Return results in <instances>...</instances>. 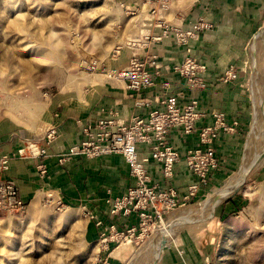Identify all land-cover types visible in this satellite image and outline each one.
Here are the masks:
<instances>
[{
	"label": "rangeland",
	"instance_id": "rangeland-1",
	"mask_svg": "<svg viewBox=\"0 0 264 264\" xmlns=\"http://www.w3.org/2000/svg\"><path fill=\"white\" fill-rule=\"evenodd\" d=\"M123 16L115 0H0V264L110 263L102 261L107 249L101 239L86 240V219L78 209L64 201L62 208L60 197L52 192L43 201L23 200L22 185L9 171L12 162L23 160L24 146L56 128L48 119L60 95L83 91L89 75L113 74L104 67L90 70L87 64L113 57L109 54L128 28L120 20ZM263 32L264 22L254 28L235 65L247 105L241 131L238 121L235 133L240 140L233 163L201 198L120 241L109 252L122 246L113 254L118 258L113 259L115 264H264ZM23 132L33 137L24 145ZM255 132L262 133L256 143L251 142ZM16 142V150L4 152ZM254 161L263 163L215 207L212 218L199 222L207 218L203 203L212 191ZM7 186L15 187L23 209L10 206Z\"/></svg>",
	"mask_w": 264,
	"mask_h": 264
},
{
	"label": "crops",
	"instance_id": "crops-1",
	"mask_svg": "<svg viewBox=\"0 0 264 264\" xmlns=\"http://www.w3.org/2000/svg\"><path fill=\"white\" fill-rule=\"evenodd\" d=\"M115 1L126 15L120 20L123 24L126 23L128 28L122 35L123 42L120 40L121 42L113 48V54L112 52L109 54L113 57L102 61L103 67L108 72L121 71L128 66L133 57H142L146 52L155 54L159 57L158 62L161 64L163 75L155 88L143 92V97L153 99L161 95L162 89L159 84L168 81L171 84V94L179 90L185 93L186 90L188 98L198 99L200 110L207 114V117L199 122V126L211 125L212 112L216 111L224 113L229 121H239L241 131L247 105L244 88L239 80L222 84L217 82V79L230 65L238 63L254 28L264 22V0H171L168 10H160L156 14L152 13L154 0ZM130 14L135 15L127 19ZM200 18L214 24L215 29L203 32L199 40L191 42L189 46L177 44L173 36L149 48L143 45L147 37L160 35L162 30L155 28L160 21L180 26L185 30ZM187 53L207 66L206 79L209 87L206 90L188 91L184 80L172 72L174 66L183 62ZM89 76L90 81L83 86V91L70 92L57 98V108L49 116L48 124L58 128L59 136L47 147V155L40 159L12 162L9 175L22 185L25 201L29 199L43 201L47 193L52 192L69 206L78 209L86 219L85 238L89 242H94L100 240L101 233L106 227L115 225L122 231L137 227L139 223L136 215L129 218H112L107 204L109 197L121 196L134 185L129 165L121 155L95 159L76 156L63 164L59 160L71 147L81 142L83 127L95 122L100 117L102 109L117 110L120 119L128 123L136 115L147 116L155 105L151 108H136L134 98L125 90L122 82L110 75L109 77L102 75L103 78L101 75ZM26 138L33 137L23 132V145ZM170 139L181 154L172 181L166 182L163 179L161 166L158 164H151L149 169L154 182L162 187L172 185L183 197L188 186L195 182L194 176L187 168L185 153L188 147L196 145L197 134L189 137L185 144V138H182L180 132L173 130ZM32 140L45 146L44 132ZM239 140L238 134H221L216 144L220 169L215 173L211 184L219 181L224 168L233 163L232 154ZM16 146L17 142L15 147L11 145L8 150L5 148L4 152L10 153L16 150ZM41 164L47 168L46 176H42L37 168ZM206 190H202L198 198H201ZM116 245V242L108 244L109 249L104 252L102 261L108 260L109 264H115L113 259H118L113 256L115 252L111 254L109 252ZM119 247L122 248L120 245L117 249Z\"/></svg>",
	"mask_w": 264,
	"mask_h": 264
},
{
	"label": "built area",
	"instance_id": "built-area-1",
	"mask_svg": "<svg viewBox=\"0 0 264 264\" xmlns=\"http://www.w3.org/2000/svg\"><path fill=\"white\" fill-rule=\"evenodd\" d=\"M171 0H154L153 14L160 10H168ZM214 24L200 18L195 24L185 30L165 22H158L155 28L162 30L160 35L150 36L145 39L143 45L150 47L163 39L173 36L176 43L189 46L191 42L199 40L201 34L210 31ZM120 49L118 48L117 51ZM182 63L173 67L172 72L177 74L185 82L188 91H201L209 87L206 79L207 66L199 63L189 53ZM158 56L146 52L142 57H133L128 66L121 71H113L110 76L124 84L125 90L134 98L136 108H151L147 116L136 115L128 123L120 119L119 112L115 109H102L100 117L86 124L82 129L83 139L78 145L71 147L60 160L65 163L76 156L88 159L100 158L108 155H121L129 165L130 174L134 178V185L117 197H109L107 204L112 218L138 217L137 227L119 231L115 225L103 229L100 239L108 250L110 242L128 240L133 233L147 226L155 220H163L175 209L196 200L199 193L207 189L220 169V161L217 158L216 144L221 134L234 135L239 128L238 121L230 122L222 112H212L213 123L207 126H199V122L207 117L200 110L198 99L188 98L183 90L170 93L171 84L168 81L161 82L162 94L153 99L143 97V92L155 88L162 77L161 64ZM90 70H100L101 62L87 64ZM239 71L235 65H230L217 79V82L228 84L236 82ZM185 99V101H184ZM184 101V102H181ZM173 130H178L185 138L197 134V143L194 147H188L185 153L187 168L195 182L188 186L185 196L181 197L172 186L162 187L154 182L150 166L153 163L161 166L162 177L166 182L172 181L175 175V166L181 160L180 152L171 142L170 136ZM59 136L57 128L46 131L44 145L30 142L23 147L20 156L23 159H40L47 155L49 147ZM42 176L48 174L43 164L37 167ZM9 190L8 201L12 208H24V203L17 198L15 187L7 186ZM53 198V195L49 199ZM58 205L66 208L63 200L58 198ZM109 264V263H106ZM207 264H210L207 262Z\"/></svg>",
	"mask_w": 264,
	"mask_h": 264
},
{
	"label": "bare ground",
	"instance_id": "bare-ground-1",
	"mask_svg": "<svg viewBox=\"0 0 264 264\" xmlns=\"http://www.w3.org/2000/svg\"><path fill=\"white\" fill-rule=\"evenodd\" d=\"M264 33V32H263ZM264 35V34H263ZM259 37H261L262 39H263V36L262 35H260ZM8 94V93H7ZM259 99V98H258ZM256 100V99H255ZM257 103V102H256ZM261 107L263 108V113H262V117H264V101H261ZM257 105V104H256ZM258 108V107H257ZM257 111H258V109H257ZM259 112V111H258ZM257 112V113H258ZM258 116V115H257ZM259 116H260V114H259ZM258 116V117H259ZM257 119H259V118H257ZM262 119V118H261ZM260 123H262V122H260ZM261 125V124H260ZM263 125V124H262ZM261 125V126H262ZM258 126V125H257ZM264 126V125H263ZM256 127V126H255ZM260 128V127H259ZM254 130H257L256 128L254 129ZM260 130V129H259ZM261 132H255L254 134H253V138H252V140H251V142L253 141L254 143H256V142H258V138L261 136ZM262 136H263V140H264V132H263V134H262ZM261 138V137H260ZM261 140V139H260ZM250 146V145H249ZM253 146V145H252ZM252 146H251V148H252ZM255 147V146H254ZM259 147H261L260 145H259ZM250 148V149H251ZM257 148V147H256ZM254 149V148H253ZM249 150V149H248ZM256 150V149H255ZM255 153L256 152H254V155H255ZM253 155V156H254ZM252 156V155H251ZM251 156H250V158H251ZM260 157V156H259ZM261 159H262V157H261ZM264 161V160H263ZM250 162H251V160H250ZM250 162H247L246 164H245V166H243V168H242V170H241V172H239L235 177H233V178H231L222 188H215L213 191H212V194L204 201V203H203V205H204V208H206V211H207V213H208V215H207V218L206 219H204L203 221H200L199 220V222H204V221H206L207 219H210V218H212L213 216H212V214L214 213V209H215V207L216 206H218V205H220L225 199H227L228 197H230L243 183H244V181H245V179H246V177H247V175H248V173L253 169V168H255L256 167V169H257V167L258 166H260L263 162H259V161H254L252 164L250 163ZM253 171V170H252ZM210 211V212H209ZM204 217H205V215H204ZM178 222V221H177ZM196 223H198V222H196ZM188 225V224H187ZM197 225V224H196ZM184 226V225H183ZM171 227V226H170ZM199 227H200V225H199ZM169 233V232H168ZM170 234V233H169ZM164 236V235H163ZM160 237H161V235H160ZM164 242V241H163ZM122 244V243H121ZM165 244V243H164ZM124 245V247H125V245L127 246V243H124L123 244ZM121 248L119 247L118 249H116V251H115V256L119 253V250H120ZM158 258V257H157ZM157 261H158V259H157ZM155 264V263H154Z\"/></svg>",
	"mask_w": 264,
	"mask_h": 264
},
{
	"label": "water",
	"instance_id": "water-1",
	"mask_svg": "<svg viewBox=\"0 0 264 264\" xmlns=\"http://www.w3.org/2000/svg\"><path fill=\"white\" fill-rule=\"evenodd\" d=\"M245 182H246V181H245ZM245 182H244V183H245Z\"/></svg>",
	"mask_w": 264,
	"mask_h": 264
}]
</instances>
